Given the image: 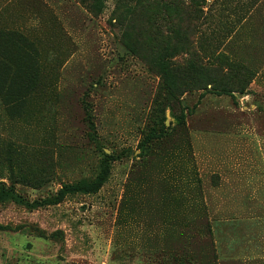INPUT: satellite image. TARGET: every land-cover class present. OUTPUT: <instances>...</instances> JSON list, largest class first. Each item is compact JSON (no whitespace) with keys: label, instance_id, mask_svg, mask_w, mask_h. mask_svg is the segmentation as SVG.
<instances>
[{"label":"rangeland","instance_id":"rangeland-1","mask_svg":"<svg viewBox=\"0 0 264 264\" xmlns=\"http://www.w3.org/2000/svg\"><path fill=\"white\" fill-rule=\"evenodd\" d=\"M105 153L0 203V264H264V0H0V184Z\"/></svg>","mask_w":264,"mask_h":264},{"label":"trees","instance_id":"trees-1","mask_svg":"<svg viewBox=\"0 0 264 264\" xmlns=\"http://www.w3.org/2000/svg\"><path fill=\"white\" fill-rule=\"evenodd\" d=\"M158 137L156 132L149 134L145 140L142 142L141 146L145 143H148L153 138ZM114 159L112 154L105 153V158L101 164V169L96 178L92 181L81 180L80 182L74 184H65L61 188L60 192L57 195H52L43 200H33L30 201L22 194L18 193L13 186H6L5 184H0V203L5 202H14L17 205L25 206L28 209H37L39 207L57 204L64 196L69 193L82 192V193H91L97 192L104 185L111 172V161ZM8 226H5L0 223V230L7 229Z\"/></svg>","mask_w":264,"mask_h":264}]
</instances>
